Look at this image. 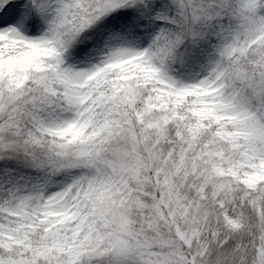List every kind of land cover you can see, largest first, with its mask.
I'll use <instances>...</instances> for the list:
<instances>
[{"label":"snow or ice","instance_id":"6c2138e0","mask_svg":"<svg viewBox=\"0 0 264 264\" xmlns=\"http://www.w3.org/2000/svg\"><path fill=\"white\" fill-rule=\"evenodd\" d=\"M0 264H264V0H0Z\"/></svg>","mask_w":264,"mask_h":264}]
</instances>
